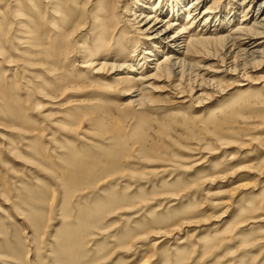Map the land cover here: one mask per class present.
<instances>
[{"label": "rangeland", "instance_id": "obj_1", "mask_svg": "<svg viewBox=\"0 0 264 264\" xmlns=\"http://www.w3.org/2000/svg\"><path fill=\"white\" fill-rule=\"evenodd\" d=\"M98 1L0 0V264H264V147L229 136L264 120V70L128 104L78 68L133 65Z\"/></svg>", "mask_w": 264, "mask_h": 264}, {"label": "bare ground", "instance_id": "obj_2", "mask_svg": "<svg viewBox=\"0 0 264 264\" xmlns=\"http://www.w3.org/2000/svg\"><path fill=\"white\" fill-rule=\"evenodd\" d=\"M124 1L126 0H99L98 7L102 8L101 25L104 30L110 29L111 32L108 40L115 41V35H119L115 48L127 51V54L123 52L122 56L131 60L133 65L128 68V64L117 62L115 57L110 56L113 53L110 49V54L99 61L86 60L85 57L84 61L79 62L78 68L87 70L88 75L93 78H99L97 73L114 75L116 89L129 98L128 104L141 106L144 99H148L147 95L155 91V83L168 82L167 87L177 92L176 94L180 95L177 98L180 99L184 96L187 86L192 87L189 96L200 97L203 96V89L211 88L214 82L208 77L218 74L235 75L238 71L248 73L264 70V0H229L233 4L228 3L227 6L230 7L221 10H218L217 6H221L225 0L217 3V6L215 0L212 4L206 3L207 0H127L126 6ZM129 5L133 6L132 14H125L123 19L119 9L123 6V12H129ZM239 10L242 13L241 18L234 24ZM225 27L231 28L224 32ZM71 33L72 31L69 35ZM101 36L103 37V34ZM141 40L148 41L147 46L140 45ZM70 53L71 51H68V55ZM202 59L205 62L214 60L216 66H202ZM64 62L65 60L62 63ZM240 76L243 77V74ZM65 80L70 83L69 78ZM64 94L68 96L69 92L65 91L61 96H65ZM256 118H264V112L258 111ZM225 120L223 118V121ZM216 122L215 125L219 120ZM238 123L240 126H236L237 129L230 130V138H235L237 142L240 139L246 143L257 141L264 147V138L252 136L264 129V120L258 124L234 120L230 125H239ZM218 127L220 128V124ZM242 187L243 185L236 186L233 192Z\"/></svg>", "mask_w": 264, "mask_h": 264}]
</instances>
